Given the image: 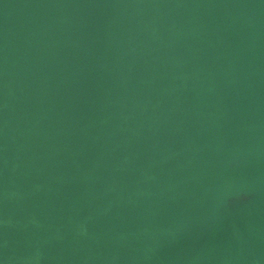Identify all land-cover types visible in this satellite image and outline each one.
Here are the masks:
<instances>
[{
  "label": "water",
  "instance_id": "95a60500",
  "mask_svg": "<svg viewBox=\"0 0 264 264\" xmlns=\"http://www.w3.org/2000/svg\"><path fill=\"white\" fill-rule=\"evenodd\" d=\"M242 188L264 0H0V264H264Z\"/></svg>",
  "mask_w": 264,
  "mask_h": 264
},
{
  "label": "crops",
  "instance_id": "0c3cea01",
  "mask_svg": "<svg viewBox=\"0 0 264 264\" xmlns=\"http://www.w3.org/2000/svg\"><path fill=\"white\" fill-rule=\"evenodd\" d=\"M231 194L232 195L228 196L227 199L225 200L222 208H220L217 218L213 219V221L210 222L209 224L203 225L201 228L205 229L209 226H212V224H215L218 218L220 219L219 226H223V224L227 222L233 223L235 220L241 217L239 215L242 212H244L247 209V207L249 209V212H252L251 209L253 210V208L258 206L256 205L257 194H260V196L264 195V193H262L263 194L262 195L260 191L257 192L256 195H254L251 192H245L243 188L237 189L236 191H233Z\"/></svg>",
  "mask_w": 264,
  "mask_h": 264
},
{
  "label": "rangeland",
  "instance_id": "374dc122",
  "mask_svg": "<svg viewBox=\"0 0 264 264\" xmlns=\"http://www.w3.org/2000/svg\"><path fill=\"white\" fill-rule=\"evenodd\" d=\"M259 37H263V33H260V34H259ZM239 161H240V160H239ZM239 161L237 162L238 164L240 163ZM251 161H253V160L250 159V162H251ZM254 162H257V161H254ZM252 164H253V162H252Z\"/></svg>",
  "mask_w": 264,
  "mask_h": 264
}]
</instances>
